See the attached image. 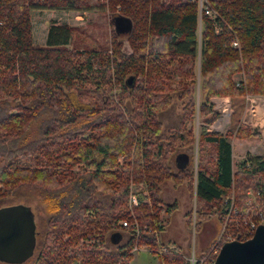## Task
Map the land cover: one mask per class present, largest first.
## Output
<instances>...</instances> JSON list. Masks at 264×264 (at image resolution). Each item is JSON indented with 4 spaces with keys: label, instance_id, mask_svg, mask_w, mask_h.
<instances>
[{
    "label": "trees",
    "instance_id": "trees-1",
    "mask_svg": "<svg viewBox=\"0 0 264 264\" xmlns=\"http://www.w3.org/2000/svg\"><path fill=\"white\" fill-rule=\"evenodd\" d=\"M206 6L211 15L197 0H0V207L30 188L47 215L42 226L35 219L37 246L22 264H117L135 247L162 264H190L179 252L162 253L169 245L158 240L162 213L176 208L161 198L166 180L195 184L203 218L217 214L224 222L223 198L232 189L239 208L247 207L250 190L264 202V157L246 154L234 169L231 145L234 138H260V130L243 123L224 133L208 130L221 114L212 98L229 97L233 118L248 95L264 96V0ZM35 9L109 10L110 45L69 49L73 28L53 22L46 45L36 46ZM177 75L191 80L174 81ZM175 91L182 119L163 134L158 113ZM196 140V167L173 172L172 155ZM122 230L128 239L115 248L108 235ZM246 230L241 218L224 234L245 241Z\"/></svg>",
    "mask_w": 264,
    "mask_h": 264
},
{
    "label": "rangeland",
    "instance_id": "rangeland-1",
    "mask_svg": "<svg viewBox=\"0 0 264 264\" xmlns=\"http://www.w3.org/2000/svg\"><path fill=\"white\" fill-rule=\"evenodd\" d=\"M198 5L201 7V4L207 5V0H197ZM120 10V7L117 8V12ZM213 13V11H212ZM112 12L109 10H101V9H94L91 11H74V10H65V9H35L31 11V19H32V36L33 41L36 46L44 47L46 45V36L47 31L52 25L53 22H56L57 24H66L73 28L72 30V39L70 44L68 45L69 49H76V50H104L110 45L111 42V33L113 30V24L111 21ZM127 35H125L122 39L123 41V50L126 53L131 52V48L129 46V42L127 40ZM196 70V76L194 78L196 79L197 84V102L200 100V81H201V75H200V66L199 62H197L195 66ZM181 78L179 75L174 78V81H178ZM181 79H184L186 81L191 80V78L182 77ZM172 82V81H170ZM172 98L169 105L162 111L158 113V119L162 123V133L168 134L169 132L177 129L179 126L182 114H183V100L180 97V92H173L171 93ZM221 98H227V97H221ZM219 102V101H217ZM220 104V102H219ZM218 104V105H219ZM220 110H223L225 105H219L217 106ZM231 110L227 109L223 116L219 118V121H217L214 125L215 131L219 132H226L228 129L233 127L240 119H241V113H235L233 118L231 116ZM196 120H195V128L194 132L196 137H198L199 130H200V122H199V114H196ZM232 120V121H231ZM39 130V123L36 122L33 124L30 130L31 138L34 137L35 131L38 132ZM38 134L36 135V137ZM198 141L196 140L195 145L192 147H186V148H178V151L182 150H188L189 153L193 155V162H195V165L197 163V149H198ZM244 149L240 151L243 156L246 154H251L254 156H263L264 157V135L261 138L250 140L247 145L243 146ZM178 152H175L170 161L171 168L173 172H177V168L175 167L174 163V156ZM241 156V155H240ZM236 159H241L236 158ZM180 184L187 186V193L189 195L190 203H191V210L189 214H191L190 217V239L188 241V245L190 246V249H195V246L199 248L200 245V237L201 233L203 231V224L206 221H209L208 218L201 217V213L197 212L200 209V206L196 202V193H195V184L189 185L186 182H182ZM175 185L174 181L172 180H166L162 184V191L166 194L165 197L167 199H172L174 196L173 193H170V186L172 188L178 187L179 185ZM167 185V186H166ZM169 185V186H168ZM169 187V188H168ZM178 188L175 189L178 191ZM162 191H160V195L162 196ZM20 196H18L15 199L9 200L6 204L8 205H23L27 208H29L34 216L36 214V221L37 223L43 225L45 218H46V212L44 211V204L42 203L41 197L39 193L33 189L30 188H21L20 189ZM252 194H248L247 191V200L246 203H244V206L252 204L251 209V215H253L258 210H262L264 202L261 201L259 198V194L252 191ZM173 194V195H172ZM179 195V194H178ZM181 196L183 194H180ZM233 200L236 202V192L232 189L231 192H229L224 198H223V205L225 206L227 204L226 200ZM182 201V200H181ZM164 202V200H163ZM165 203V202H164ZM174 203V202H173ZM189 203V201H188ZM166 204V203H165ZM175 204V203H174ZM168 205V204H167ZM176 205V204H175ZM177 207V205H176ZM242 209V207H240ZM183 210V204L180 202V205L178 207V211ZM253 210V211H252ZM198 216H197V214ZM228 234H233L232 232H229ZM234 235V234H233ZM228 237L224 235L222 237L221 241H226ZM231 239H235V236ZM189 249V248H188ZM167 252V254H175L177 252L173 251L172 249H165L162 251V253ZM208 253V252H206ZM199 254V250L197 252ZM203 256V255H202ZM201 256V257H202ZM217 256V253L211 254L208 256L207 260L211 261V259H215ZM199 257V258H201ZM192 258L199 259L195 257L192 254ZM187 261L191 264V259H187ZM0 264H11L0 261ZM131 264H162L158 255L151 252L147 248H140L138 252H136L133 257Z\"/></svg>",
    "mask_w": 264,
    "mask_h": 264
},
{
    "label": "crops",
    "instance_id": "crops-1",
    "mask_svg": "<svg viewBox=\"0 0 264 264\" xmlns=\"http://www.w3.org/2000/svg\"><path fill=\"white\" fill-rule=\"evenodd\" d=\"M246 100L247 101H246L245 109L242 111L241 119L237 123H243L253 128H258L262 134L261 135L262 137L264 135V96L248 95L246 97ZM212 101L215 103V109L220 111L221 113L220 117L224 115L227 109H230L232 111L229 97L227 98L214 97L212 98ZM217 101H219L220 104ZM218 104L221 106L225 105V107H223L224 109L220 110L217 107L219 106ZM231 116H232V112H231ZM217 121H219V119ZM216 122H214L211 125H208L209 131L216 130L214 128V125ZM254 139L256 140L258 138H255V137L251 139L234 138L231 140L234 169H235V164L239 160L245 157L242 154H240L241 153L240 151L244 149L243 146L247 145V143H249L250 140H254ZM240 157L241 159H236ZM192 158H193V155L189 153L188 150L179 151L174 156L175 167L177 168V170L184 168V167H192V166L195 168L196 165H195V162H193ZM162 188H161V191H162ZM177 188L176 187L172 188L170 186L169 188L170 193H173V194L175 193L172 199L170 200L167 199V197H165L166 194L162 191V196H161L162 200H164L166 204L171 205V206L174 205L175 203L177 207L175 209H172L168 213L167 212L162 213V218L166 223V227L164 231L158 234V240L164 244H168L169 250L172 249L175 252L181 253L183 257L185 258V260L192 259V254L195 257L199 258L202 255H204L206 252H208L210 248L213 246V244L220 239V236H222V233H223L224 224L217 214H212L211 216L207 217L210 220L206 221L203 224L204 228L201 233L199 248L195 246V249L193 248L191 250L190 246L188 245L189 244L188 241L191 236L190 235L191 214H189L191 210V206H190L191 203H190L189 195L187 193L188 192L187 186L180 184L178 191L175 190ZM180 194H183V195L181 196ZM180 202H182L183 204V210L179 212L178 207L180 205ZM108 236H109L110 243L115 248L125 243L126 240L128 239L127 232L123 230L120 232L109 234ZM139 250H137L136 252H138ZM198 250H199V254H197ZM136 252H134V254Z\"/></svg>",
    "mask_w": 264,
    "mask_h": 264
},
{
    "label": "water",
    "instance_id": "water-1",
    "mask_svg": "<svg viewBox=\"0 0 264 264\" xmlns=\"http://www.w3.org/2000/svg\"><path fill=\"white\" fill-rule=\"evenodd\" d=\"M126 26L130 28L129 24ZM36 246L33 212L23 205L0 207V261L22 264L33 256ZM215 264H264V224L259 225L254 235L245 241L223 243Z\"/></svg>",
    "mask_w": 264,
    "mask_h": 264
},
{
    "label": "built area",
    "instance_id": "built-area-1",
    "mask_svg": "<svg viewBox=\"0 0 264 264\" xmlns=\"http://www.w3.org/2000/svg\"><path fill=\"white\" fill-rule=\"evenodd\" d=\"M201 8L205 11L206 15H211L212 11L210 10L209 7H207L206 5L201 4ZM234 46H238L237 42L233 43ZM248 194H252L251 190L248 191ZM259 194V193H258ZM260 195V194H259ZM227 204H226V214H225V218H224V222H223V233L222 236H220V239L215 242L213 244V246L210 248V250L208 251V253H205L201 258L196 259V258H192L191 259V264H215V260L211 259V261L207 260L208 256L211 254H215L219 253L220 248L223 244L221 239L223 237V235L227 236L228 238L226 239V241H233V240H238V236L235 235V233L233 234H228L225 233V227L226 224L228 222H231L232 220H239V219H244L245 224L247 225V230L245 231L246 234H250L251 237L254 235V232L256 231L257 227L261 224H264V210H258L257 212H255L253 215H251V209H252V204L250 203L249 205H247V207L245 209H240L237 205L236 202H234L232 199L231 200H226ZM130 204L131 205H137L138 204V200L137 197L133 194L130 195ZM253 211V210H252ZM124 226H128L127 222L123 223ZM235 236V239H231ZM246 237V236H245ZM250 237V238H251ZM224 243V242H223ZM138 249V247H135L132 251V253L136 252ZM132 258L129 257H124L123 259H121L117 264H131Z\"/></svg>",
    "mask_w": 264,
    "mask_h": 264
}]
</instances>
